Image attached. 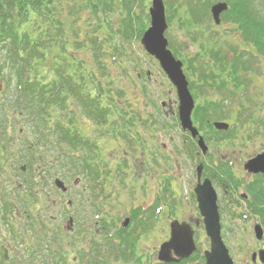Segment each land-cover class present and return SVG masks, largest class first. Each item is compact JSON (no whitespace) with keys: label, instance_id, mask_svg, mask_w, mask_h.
<instances>
[{"label":"trees","instance_id":"16d2710c","mask_svg":"<svg viewBox=\"0 0 264 264\" xmlns=\"http://www.w3.org/2000/svg\"><path fill=\"white\" fill-rule=\"evenodd\" d=\"M223 1L228 5L224 18L237 25L243 39L264 56V16L255 9L253 1ZM256 1L264 10V0ZM145 5L146 0H0V73L9 72L8 87L14 80L12 101L0 103V169L5 159H11L10 168L21 175L13 191L21 200L30 202L22 203L23 207L30 208L32 204L35 207L40 202L41 174L36 170L44 166L48 167L44 172L67 168L79 171L86 178L89 196L82 201V207L88 204L99 215L101 208L97 200L108 197L103 187L109 182L107 177L127 174L128 161L123 160L113 168L104 160L103 141L98 139H120L129 148L131 137L140 136L139 132L132 133L136 121L143 119L146 127L158 126V118L153 114L157 106L152 103L150 110L130 109L123 100L125 89L112 76V71L117 69L120 80H130L127 71L140 67L131 61L126 47L133 39H140L144 31L146 23L141 16ZM115 12L118 19L113 26L109 19ZM86 25L88 30L84 29ZM83 50L88 53L80 59L77 55ZM173 52L180 56L176 50ZM200 52L187 63L191 75L197 77L198 83L192 84L193 87L205 91L202 93L205 98L198 103L192 117L204 132V138L221 140L218 137L221 132L214 131L210 121L226 118L222 101L234 100L236 91L246 86L239 69H246L247 63L240 59V65L235 62L228 66L225 56L214 48L202 47ZM121 57L130 63L123 65ZM192 63L199 64L197 69ZM206 88L219 93L220 99L206 98ZM145 111L147 117L143 115ZM82 116L102 131L96 136H86L79 125ZM18 121L28 127V140L24 138L25 143L15 154L13 136L19 133ZM241 125L252 128L258 122L251 115L243 118ZM247 133L254 135L251 129ZM181 148L187 156L195 158L196 146L192 140L185 138ZM21 165L26 166L27 173L22 172ZM3 207L11 212L12 203L3 202ZM139 215L134 211L132 221L137 225L130 231L118 230L109 215H100L102 219L94 221L101 228L100 243L91 244L89 264H112L115 260L122 264H144L138 255V240L146 233V223ZM44 224L36 215L34 222L27 221V228H43ZM47 237V234L38 236V248L44 243L49 248L43 264H67L69 247L77 249L75 241L65 250L61 247L59 250L55 245L57 237L50 236V240ZM115 240L118 245H113ZM202 261L197 250L178 264Z\"/></svg>","mask_w":264,"mask_h":264},{"label":"rangeland","instance_id":"374dc122","mask_svg":"<svg viewBox=\"0 0 264 264\" xmlns=\"http://www.w3.org/2000/svg\"><path fill=\"white\" fill-rule=\"evenodd\" d=\"M151 0H148L150 3ZM166 4L169 5V2L163 0ZM173 1V0H172ZM171 1V3H172ZM186 0H175V7L178 9L181 5H184ZM188 4V3H187ZM187 12H181L180 10L175 13L174 16L168 19V28L165 34L166 39L170 46H172L175 50L178 48V53L180 54L179 60L182 61V69L184 74L188 75L187 78L189 81L194 80L195 77L191 75V71L188 69V60L194 59L197 56V53H200L201 47L203 48H214L222 55L229 54V47L233 45L236 47H242L243 49L247 48V45L242 41L241 37L237 34L236 29H232L228 24H224L223 22L219 25H214L211 18L208 16H203V19L198 23V27H194L191 29V33L185 31L181 25L180 18L185 19ZM171 14V13H170ZM263 15V13L261 14ZM118 19V13L115 12L109 19L110 23L115 26V23ZM200 26V27H199ZM85 30H88L89 27L86 25ZM196 39V41L194 40ZM173 51V50H171ZM126 52L130 54L129 58L131 61H135V63L140 66L139 68L131 67L130 72V80L126 78L124 81L118 78V70L112 71V76L116 77L117 85L121 86L125 89L124 99L126 103H129L130 109H140L142 110H150L152 107V103L157 106L159 109V113L162 119L168 124L173 125L170 128V131L164 134V131H159L160 139L156 137V133L152 132L148 127L143 124V119L141 121H136L135 127L133 128L132 133L140 132L142 137L139 136L137 139H133V144L136 147H140V150L137 151L136 155L129 150L126 145V141L123 142L120 139L116 140H101L103 142L102 148H104V152L102 155L105 157V161L115 168L123 160H127L129 163H132V171L130 175H132V179L128 180L124 176H120L119 174L113 175V177L106 185V189L110 191V197L102 204L99 214L101 215H111L115 217L117 220H123L126 215L129 213L132 207L140 205L146 201V196L143 194L146 186L153 187V183L145 176L147 175H161V169L158 170V165L153 162L149 158L152 154L158 151H161L162 143L164 146V154L172 156L174 154V158L179 164L174 166L171 163H163L165 165V169L169 173V177L172 178V175L177 176L176 178V186L179 193L180 199V218L190 217L193 222H198V225L191 222H187L194 232V240L196 244H202V242L206 241V236L204 233V227L201 222V217L199 216V212L195 210H189L185 207L190 201V186L193 182V167L189 160V158L177 155L178 151L180 152V146L185 136L181 133L180 128L177 127L176 118H177V101H176V93L174 87L171 85L169 80L166 78L165 74L160 69L158 62L150 57L148 54L146 55L141 44L140 40L133 39L130 44L126 47ZM88 52L82 51L78 53V57L80 59L86 58L85 55ZM264 58V57H263ZM207 60V59H204ZM120 61L123 65H128L130 63L129 59H124L121 57ZM188 63V64H187ZM258 63V62H257ZM109 67L112 68V63L108 61ZM260 66L253 71L247 72V78L251 80V85L249 88L248 85L246 87L240 88L236 91V95L240 97V103L246 106L243 114L247 112H251L252 109L250 106H253L255 114L258 118L256 120H264V59H260ZM192 65L196 68L199 66L198 63H192ZM114 68H112L113 70ZM197 69V68H196ZM143 72L146 74L145 76H141V82L137 83L136 86L135 81L137 79L136 73ZM136 74V75H135ZM139 74V73H138ZM186 75V76H187ZM9 72L3 71L0 73V103L8 104L12 101V86L14 80H11L10 86L8 87L7 81ZM226 76V75H225ZM254 81V82H253ZM198 82L196 81V84ZM212 98L217 97L211 91L209 92ZM247 95H251L254 101L258 103V107H254V103L247 102ZM148 100H151L149 102ZM201 99L199 98V101ZM128 101V102H127ZM238 101V99H237ZM235 100L229 102L226 108L229 110L230 105L235 107L236 111L240 110V106ZM127 105V104H126ZM147 112V111H146ZM227 116V115H226ZM228 117V116H227ZM226 117V118H227ZM230 120L232 123L235 120V115L233 113L229 114ZM256 117V116H255ZM214 121H219L216 119ZM223 122H227L225 119ZM145 122V121H144ZM228 122V123H229ZM17 136L14 135V149L15 154L19 153L20 147L23 143H25L27 136L28 127L23 123L18 121L17 123ZM80 129L85 133L86 136H96L98 131H102V129H98L88 120L82 116L81 120H79ZM239 127V126H238ZM239 130V134L230 141L226 142L224 146L221 147L218 153L216 152V148L214 146L209 145V153L215 155L216 157L225 154L226 152H232L236 155L237 161L246 159L254 153L264 151V135L254 136L252 137L250 134H246L244 130ZM245 134H244V133ZM251 136L250 140H248V136ZM136 137V135H134ZM222 135H219V137ZM138 137V136H137ZM141 137V138H140ZM99 140V139H98ZM162 142V143H161ZM14 154V155H15ZM262 153H259V155ZM264 154V152H263ZM131 155H134L133 159ZM258 155V154H257ZM256 155V156H257ZM52 155H50L51 157ZM254 156L253 158H255ZM22 157V156H20ZM251 158V159H253ZM148 159L149 164H146V160ZM250 159V160H251ZM152 165V167L147 165ZM3 169H0V247H4L7 251V260L2 261L0 258V264H43V256L47 253L46 248L38 251V236L43 234H47V240H50L51 237H57L55 241V245L60 250V247L65 250L67 248L66 241L69 240H81L79 225H83L84 221L86 222H94V218L97 215L93 213L94 211L88 207V204H85L83 208L81 203L83 200L88 199V181L86 178L77 170L64 168V169H55L49 170L48 172H39L40 176V184L39 190L41 192L40 202L37 206L34 207V215H38L41 220L45 223L44 227L33 226L30 231L26 230L27 221L22 213L23 205L22 203L27 202L28 200H21L16 196L13 191L15 187V182H18L21 179V175H19L15 170L10 168L11 159L8 161L5 159L4 165H2ZM22 166V165H21ZM157 166V167H156ZM45 167V166H44ZM24 174L27 173L26 168L24 169ZM28 175V174H27ZM27 177V176H25ZM60 180L64 183L67 188L66 192L61 193L55 186L54 180ZM108 186V187H107ZM143 187V189H142ZM3 202L12 203L13 211L15 214V218L13 215H5L2 211ZM35 205V204H34ZM166 217H164L163 223L158 227L153 228L152 232L147 235H144L138 241V255L143 259L144 264H149L148 259L150 260V264L157 263V257L159 252V245L168 240L169 237V222L171 223L176 216H169L166 211ZM186 216V217H185ZM69 218H71V222L69 223ZM7 219L6 222H4ZM15 222V225L13 222ZM7 222H11L16 228V235H13L10 231V226L7 225ZM91 230H93V226H89ZM243 232V231H242ZM88 237L82 239L80 242H75L76 247L79 248L81 244V249L84 247H88L85 244V240ZM58 240V241H57ZM248 244L240 249L235 243H226V247L230 249V257L233 259V264H248L246 260L250 253L248 252ZM205 245V244H203ZM203 247V246H202ZM208 247V245L206 246ZM80 249V250H81ZM68 253V263L67 264H78V256L75 252L73 246L69 247ZM85 260L83 259L80 264H84Z\"/></svg>","mask_w":264,"mask_h":264},{"label":"flooded vegetation","instance_id":"af4514ba","mask_svg":"<svg viewBox=\"0 0 264 264\" xmlns=\"http://www.w3.org/2000/svg\"><path fill=\"white\" fill-rule=\"evenodd\" d=\"M237 34L240 35L239 32ZM233 57L234 55L231 53L230 59ZM162 148L164 149L163 143ZM163 149L149 156L159 166L158 170L161 169V175L145 176L146 179L149 178L151 180L153 187L146 186L145 189H147L145 191L142 187L146 201L132 207L133 209H139L137 210L139 213L143 212L146 215L151 214L150 211L157 213L155 227L163 223L164 217H166V211L170 217L176 216L174 220H178L179 222L192 221L190 217L186 219L179 217L181 215L179 213L181 205L179 199L180 191L175 184L176 178L178 177L172 175V178H170L169 175H166L165 165L163 164L165 163ZM139 150L140 147L132 152L136 155ZM263 152L254 153L248 158L240 160V162L237 161L236 155L232 152L222 154L219 159H207V166L204 169L207 176L201 177L200 180L202 182L204 179H208L216 192L221 233L225 244L236 242V245L240 249L249 240L247 249L250 256L246 260L248 264H264L262 263V261L264 262V174L248 171L245 168V164L251 158ZM134 155H131L132 159L135 157ZM145 162L149 164L148 159ZM129 164L131 165V173L132 163ZM153 165L150 164L147 166L153 169ZM125 178L130 180L132 179V175H127ZM166 179L169 180L167 184L169 186L168 191H166ZM194 179L195 181L190 186V201L185 207L198 212L196 198L193 193L198 181L196 177ZM171 193V201L165 202V195L170 196ZM193 223L198 225V222ZM257 232H259V235H262L261 240L257 239Z\"/></svg>","mask_w":264,"mask_h":264},{"label":"water","instance_id":"95a60500","mask_svg":"<svg viewBox=\"0 0 264 264\" xmlns=\"http://www.w3.org/2000/svg\"><path fill=\"white\" fill-rule=\"evenodd\" d=\"M226 9L227 6L225 3H219L212 7L211 14L215 24H219V15ZM149 14L150 27L144 32L141 44L148 54L155 57L168 79L175 86L178 99V116L182 124V129L188 130L194 138L198 134L191 120L194 101L188 90L186 78L182 72V63L175 60L171 52L167 49V40L164 38L167 24L161 0L152 1ZM213 126L217 130L228 129V125L225 123H214ZM198 146L202 153L206 152L207 147L201 137L198 139ZM245 168L253 173H264V154L258 155L248 161ZM196 171L199 178L202 171L201 164L197 166ZM54 184L62 192L66 191L64 184L60 180L56 179ZM195 194L199 213L203 218L205 232L210 240V250L204 253L205 264H233L220 238L219 219L215 203L216 196L209 181L204 180L203 184L198 185L195 189ZM126 223L127 220L125 224ZM169 228V240L160 245L158 252V260L165 263L187 258L195 251L193 231L188 224L173 221L170 223ZM256 235L260 238L259 232H257ZM0 253L3 258L6 259V252L3 248L0 249Z\"/></svg>","mask_w":264,"mask_h":264},{"label":"bare ground","instance_id":"6f19581e","mask_svg":"<svg viewBox=\"0 0 264 264\" xmlns=\"http://www.w3.org/2000/svg\"><path fill=\"white\" fill-rule=\"evenodd\" d=\"M176 123H177V127L178 128H180V130L182 129V124H181V122H180V119H179V116H177V118H176ZM173 127V125H170V124H168V122H163L160 126H158V127H155L154 128V131H152V132H154V135H155V133H156V137H158V139H160V135H159V131H161V132H163L164 131V134H166L165 133V131L166 132H168V131H170V128H172ZM167 135V134H166ZM161 140V139H160ZM162 143V142H161Z\"/></svg>","mask_w":264,"mask_h":264}]
</instances>
